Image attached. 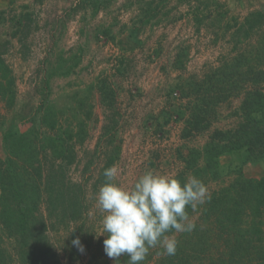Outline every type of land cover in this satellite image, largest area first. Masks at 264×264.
I'll list each match as a JSON object with an SVG mask.
<instances>
[{
    "label": "rangeland",
    "instance_id": "obj_1",
    "mask_svg": "<svg viewBox=\"0 0 264 264\" xmlns=\"http://www.w3.org/2000/svg\"><path fill=\"white\" fill-rule=\"evenodd\" d=\"M2 1L0 48L3 60L13 71L17 96L10 110L0 102L1 120L6 122L0 133V162L8 165L12 159L10 143L14 138H33L36 130L37 148L39 132L44 138L72 132L65 152L71 155L72 163L64 162L63 171L66 183L73 187L69 192L75 190V185L82 188L76 191L78 206L69 211L71 217L72 211L81 212L80 220L77 225H66L71 218L63 222L58 220L60 214L50 217L48 205L43 204L35 215L36 233L42 228L40 223L46 222L45 236L60 264H87L92 257L95 264H115L104 252L106 236H99L103 214L96 207V194L104 181V169L117 165V182L126 188L150 168L187 177L193 171L183 158L189 157L191 149L203 150L216 130L239 127L244 92L219 105L216 114L207 112V132L186 137L187 121L201 99L187 87V80L195 78L204 84L206 76L226 60L234 63L242 58L247 46L256 42V34L251 43L246 41L234 49L236 25L261 9L264 0H111L96 15L90 0ZM146 10L152 15L151 22L143 20L148 21ZM198 14L209 18L198 25ZM26 15L31 16L30 26L20 22ZM135 28L140 29L138 40L132 41L128 36ZM104 79L114 92V102H105L98 90ZM48 107L61 115L54 131L40 119L41 109ZM168 112L173 116L167 121ZM244 159L243 151L220 157L223 177L206 183L211 195L235 182L239 174L231 172L242 168ZM203 164L201 160L200 166ZM19 165L18 172L26 175L24 169L30 166L24 161ZM34 173L29 168L26 178L30 183L35 180ZM244 176L264 177V160L246 165ZM207 203L190 215L196 224L193 232L176 234L179 243L190 240L196 245L202 242L200 238L206 240V246L198 252H189L200 254L206 248L203 263L226 258L229 250V237L219 229L214 215L206 218ZM251 219L247 209L243 229H248ZM3 227L0 225V247L6 249V256H11L14 264H27L26 247L22 248L6 230L2 232ZM222 235L224 238H219ZM76 238L83 252L72 244ZM259 248L264 250V242L257 241L244 254L243 263H262L264 256L260 258ZM159 251L151 249L144 263L158 264L164 256ZM247 254L255 261L251 262ZM122 259L123 255L120 264H126Z\"/></svg>",
    "mask_w": 264,
    "mask_h": 264
},
{
    "label": "trees",
    "instance_id": "obj_2",
    "mask_svg": "<svg viewBox=\"0 0 264 264\" xmlns=\"http://www.w3.org/2000/svg\"><path fill=\"white\" fill-rule=\"evenodd\" d=\"M90 2L95 9L94 15H96L100 10L106 9L111 0H90ZM154 2L152 1L149 5H153ZM145 14L148 21L143 20L151 22L152 15L148 10L145 11ZM207 17L201 14L196 15V23L203 24ZM31 20V16L26 15L20 22L21 24L28 22L30 26ZM28 25L25 24V27L27 28ZM236 26L237 31L233 34L234 49L246 41L251 43L253 36L257 35L254 37L256 42L247 46L242 58L235 59L234 63L226 60L221 67L206 76L204 84L195 78L187 80V87L191 88L190 91L200 96L201 99L196 105L197 110L191 114L187 121L184 130L186 137L193 136L194 132H207L209 129L208 122H205L207 112L210 115L216 114L219 105L238 96L239 92H244L240 107V113L243 115L239 127L233 131L216 130L212 134L211 141L206 144L203 150L191 149L189 157L183 158L188 168L193 171V175L202 179L205 184L218 181L223 177V172L220 170V157L223 155L243 151L245 153L244 167L264 160V6L252 11L245 17L244 22ZM138 30L140 29L130 30L128 38L137 41ZM98 86L103 100L114 102V92L110 89L108 81L104 79ZM15 87L13 71L3 60L0 48V102L9 110L16 103ZM183 93L185 94V92ZM52 110L51 107L41 109L40 119L43 125L54 131L60 122L61 115ZM166 116L168 121L173 115L168 112ZM1 118L0 116V133L6 123L5 119L1 120ZM35 133L36 130H34L33 138L19 136L17 139H12L10 143L12 159L8 160V165L6 161L0 162V225L4 226L2 232L6 230L10 237L19 240L22 248L26 247L27 264H60V261L55 258L54 247L45 236L47 230L45 224L47 223H40L42 228L39 229L38 234L36 233L38 220L35 215L41 210L43 204H46L50 217L57 218L60 214L61 217L58 220L63 222L71 218L69 222H66V225L71 222L77 225V221L80 220L81 212L74 210L71 217L69 211L73 206H78L76 191L82 188L75 185V190L69 192L73 187L66 183L63 171L64 162L72 163L71 155L68 157L65 152L70 147L67 142L73 138V134L68 131L58 137L44 138L40 137L41 132H39L38 141L40 143L36 148ZM201 160L204 164L200 166ZM21 161L30 166L24 169L27 176L29 168L34 169L35 180L33 178L31 183L26 175L18 172ZM32 161L37 162V165ZM3 166L6 167L3 168ZM243 166L231 172L239 174L235 182L221 190L220 193L211 195L205 211L206 218L209 219L214 215L215 223L220 227L219 229L229 237L226 241V248H229L227 257L219 260L212 257L213 260H209V263H203L205 259L202 254L206 248L202 249L200 254L189 253L190 251L195 252L196 249L198 252L200 247L206 246V240L200 238L202 242L196 245H192L190 240H182L176 254L160 257L158 264H244V254L250 248H254L257 241L264 242V221L262 219L264 214V177L245 178ZM176 177L182 181L186 178L183 174ZM247 209H250L253 219H251L248 229H243ZM191 213L189 209V214L191 215ZM219 238L223 239L224 236H219ZM260 250L261 248L258 252ZM161 251L160 249L159 252ZM263 253L264 250L259 253L261 259L264 256ZM6 254V249L0 247V264H14V259ZM247 255L251 258V254ZM72 258L76 259V257ZM126 260L127 257L123 256L122 262H126ZM254 261L255 259L251 258V262ZM144 262L143 264L147 261ZM87 264H95L93 257ZM260 264H264V259Z\"/></svg>",
    "mask_w": 264,
    "mask_h": 264
},
{
    "label": "clouds",
    "instance_id": "obj_3",
    "mask_svg": "<svg viewBox=\"0 0 264 264\" xmlns=\"http://www.w3.org/2000/svg\"><path fill=\"white\" fill-rule=\"evenodd\" d=\"M119 172L115 164L105 168L96 194V207L103 214L99 236H106L107 257L115 264L122 255L126 264H143L154 248L161 249V255H175L176 234H190L196 228L189 209L195 213L211 199L207 185L195 175L182 181L150 168L126 188L117 182ZM72 244L84 251L79 238Z\"/></svg>",
    "mask_w": 264,
    "mask_h": 264
},
{
    "label": "crops",
    "instance_id": "obj_4",
    "mask_svg": "<svg viewBox=\"0 0 264 264\" xmlns=\"http://www.w3.org/2000/svg\"><path fill=\"white\" fill-rule=\"evenodd\" d=\"M0 10H3V8H4V3H3V1L2 0H0Z\"/></svg>",
    "mask_w": 264,
    "mask_h": 264
}]
</instances>
